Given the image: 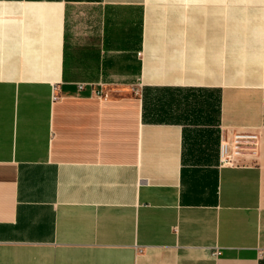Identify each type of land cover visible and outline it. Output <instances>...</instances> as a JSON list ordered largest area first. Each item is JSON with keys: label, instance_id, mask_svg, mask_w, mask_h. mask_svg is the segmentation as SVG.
<instances>
[{"label": "crops", "instance_id": "1", "mask_svg": "<svg viewBox=\"0 0 264 264\" xmlns=\"http://www.w3.org/2000/svg\"><path fill=\"white\" fill-rule=\"evenodd\" d=\"M225 13L0 0V264H264V22ZM225 128L257 157L220 166Z\"/></svg>", "mask_w": 264, "mask_h": 264}, {"label": "built area", "instance_id": "2", "mask_svg": "<svg viewBox=\"0 0 264 264\" xmlns=\"http://www.w3.org/2000/svg\"><path fill=\"white\" fill-rule=\"evenodd\" d=\"M81 88L82 85H79ZM56 98V95H54ZM260 137L254 131H236L222 129L218 143V162L220 166L240 165L248 159H255L258 155ZM215 250L213 256L219 255Z\"/></svg>", "mask_w": 264, "mask_h": 264}, {"label": "rangeland", "instance_id": "3", "mask_svg": "<svg viewBox=\"0 0 264 264\" xmlns=\"http://www.w3.org/2000/svg\"><path fill=\"white\" fill-rule=\"evenodd\" d=\"M259 0H256V2ZM238 2V0H226V13H225V24H226V29H232V25L236 23H246V22H264V15L260 14H236L232 13V8L234 7V4ZM218 16H212V19L210 21L216 22ZM206 18V16H205ZM206 19H204V16H194V23H200V22H205ZM226 30V31H227ZM228 32V31H227Z\"/></svg>", "mask_w": 264, "mask_h": 264}]
</instances>
